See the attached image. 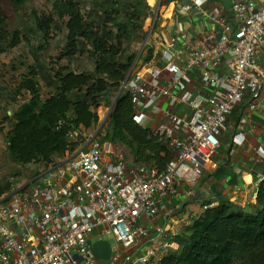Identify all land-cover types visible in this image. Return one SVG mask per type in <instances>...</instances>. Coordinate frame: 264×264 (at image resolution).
Returning <instances> with one entry per match:
<instances>
[{
	"label": "built area",
	"instance_id": "1",
	"mask_svg": "<svg viewBox=\"0 0 264 264\" xmlns=\"http://www.w3.org/2000/svg\"><path fill=\"white\" fill-rule=\"evenodd\" d=\"M205 3L186 0L179 9L214 25L196 38L183 62L166 52L160 66L149 61L136 72L132 68L122 85L134 122L172 153L166 168L159 172L126 160L98 134H83L81 148L0 198V264H125L119 247L129 248L146 237L142 221L157 216L163 199L178 196L180 182L194 183L202 176L235 107L246 95L251 109L264 98L259 62L264 0H231L235 29L206 12ZM152 110L158 111V122ZM240 137L233 141L240 143ZM257 153L264 157L263 149ZM105 154L114 160L103 161ZM94 233L114 239L116 251L109 260L94 259L88 246ZM150 258L146 251L136 264H149Z\"/></svg>",
	"mask_w": 264,
	"mask_h": 264
},
{
	"label": "trees",
	"instance_id": "2",
	"mask_svg": "<svg viewBox=\"0 0 264 264\" xmlns=\"http://www.w3.org/2000/svg\"><path fill=\"white\" fill-rule=\"evenodd\" d=\"M172 0H161L167 5ZM13 11L21 10L26 0H6ZM96 17L82 11L79 0H53L48 16L31 11L35 32L46 41L52 31H64V47L57 62L73 60L86 54L92 70L75 71L70 64L56 62L45 74L52 91L41 97L37 71L29 74L14 91L29 97L5 115L11 136L5 142L8 161L14 166L55 165L66 153H74L84 144L83 132L99 122L97 114L102 99L113 95L109 116L110 132L101 135L109 143L112 134L132 153L134 162L155 167L162 172L173 156L169 148L149 137V131L133 120V107L122 89L128 74L136 72L151 55L129 52L133 42L145 35L142 25L149 17L145 0H103ZM169 7L166 11L171 10ZM26 40L22 29H10L9 18L0 1V54ZM43 46H40V48ZM4 89L0 86V101ZM15 104L16 98H9ZM71 133L77 137L69 139ZM18 170L12 176H18ZM14 183L0 180V198L13 190ZM256 205L241 209L229 201L207 209L186 227V234L176 238L178 249L161 257L156 264H264V178L258 184Z\"/></svg>",
	"mask_w": 264,
	"mask_h": 264
},
{
	"label": "crops",
	"instance_id": "3",
	"mask_svg": "<svg viewBox=\"0 0 264 264\" xmlns=\"http://www.w3.org/2000/svg\"><path fill=\"white\" fill-rule=\"evenodd\" d=\"M185 2L172 0L165 5L163 19L161 22L158 20L149 33V40L141 53L142 58L150 54V62L154 66H160L166 52H173L176 60L183 62L196 38L213 29V23L196 12L180 14L179 9ZM230 3L231 0H206L203 9L214 12L235 29L236 22L231 16ZM154 4L160 5V0H154L152 7ZM169 7L172 9L166 11ZM259 62L264 67V46ZM220 70L224 72L225 66ZM193 87L199 89L198 84ZM249 105L250 98L246 95L228 116L220 146L202 176L194 183L180 182L178 196L163 199L157 216L153 220L142 221L148 234L138 238L129 248L120 250L125 264H136L146 251L151 253L149 264H156L161 257L178 249L176 238L186 234V227L194 219L224 201L248 210L256 205L257 187L260 179L264 178V157L257 153L258 148L264 151V98L258 101L254 109ZM152 112L158 122V111ZM239 135L242 141L235 143L233 140ZM121 145L117 150L123 154L124 145ZM125 152L123 155L126 160L132 161L131 151L127 148ZM111 159L114 160L113 155L105 154L103 161Z\"/></svg>",
	"mask_w": 264,
	"mask_h": 264
},
{
	"label": "rangeland",
	"instance_id": "4",
	"mask_svg": "<svg viewBox=\"0 0 264 264\" xmlns=\"http://www.w3.org/2000/svg\"><path fill=\"white\" fill-rule=\"evenodd\" d=\"M3 4L6 14L9 18L10 29H22L23 33L26 34V40H24L17 47L6 51L4 54H0V86L4 89V97L0 101V180L7 179L14 183L13 190L19 186H23L30 180L32 176L37 174L39 171L44 169V165H31L28 167L16 166L14 167L7 159L5 153V142L11 136L10 128L8 123L4 121V117L10 115L11 110L16 107L17 104L22 103L28 99L29 95L26 92H22L20 96H14V91L22 83L24 78L29 74L31 67L37 71V82L41 87V97L46 99L52 87L49 85V78L45 76L47 71L56 62L59 65L70 64L71 69L75 71L92 70L93 64L91 59L86 54L77 56L74 61L63 59L57 62L58 54L63 50L64 47V31H52L51 38L43 41L42 36L35 32L34 24L30 18L31 11H37L39 14L48 16L51 12V5L53 0H26L24 7L19 11H13L7 5L6 0H0ZM81 3L82 11L87 16L96 17V13L100 12V4L103 0H79ZM116 1V0H113ZM123 0H121L122 2ZM146 6L150 8L149 17L145 19L142 25V31L145 35L132 43L129 48V52L138 53L146 47L150 37V31L154 28L155 23L158 20L163 19L165 5L157 6L154 4V0H145ZM157 11V12H156ZM156 15V16H155ZM156 19V22H155ZM40 46H43V48ZM16 98L15 104L7 106L9 98ZM114 106L113 95H108L102 99L101 106L97 110L99 117L98 124L85 132V136L97 135L101 138V135H105L110 132L109 116ZM111 141L109 142L113 149L122 147L116 135L112 132ZM124 145V144H123ZM82 146V145H81ZM81 146L79 148H81ZM77 148V149H79ZM76 149V150H77ZM127 147L124 145L123 154H126ZM126 156V155H125ZM62 157L57 159H62ZM18 170V176H12L13 172ZM120 250L124 248L119 247Z\"/></svg>",
	"mask_w": 264,
	"mask_h": 264
},
{
	"label": "water",
	"instance_id": "5",
	"mask_svg": "<svg viewBox=\"0 0 264 264\" xmlns=\"http://www.w3.org/2000/svg\"><path fill=\"white\" fill-rule=\"evenodd\" d=\"M89 249L97 261H107L112 252L116 251V244L111 236H93L88 240Z\"/></svg>",
	"mask_w": 264,
	"mask_h": 264
},
{
	"label": "clouds",
	"instance_id": "6",
	"mask_svg": "<svg viewBox=\"0 0 264 264\" xmlns=\"http://www.w3.org/2000/svg\"><path fill=\"white\" fill-rule=\"evenodd\" d=\"M201 2V0H197V3Z\"/></svg>",
	"mask_w": 264,
	"mask_h": 264
}]
</instances>
